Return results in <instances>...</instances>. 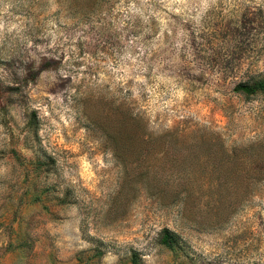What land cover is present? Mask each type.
Wrapping results in <instances>:
<instances>
[{"label": "rangeland", "instance_id": "374dc122", "mask_svg": "<svg viewBox=\"0 0 264 264\" xmlns=\"http://www.w3.org/2000/svg\"><path fill=\"white\" fill-rule=\"evenodd\" d=\"M261 82L264 0H0V264H264Z\"/></svg>", "mask_w": 264, "mask_h": 264}, {"label": "trees", "instance_id": "16d2710c", "mask_svg": "<svg viewBox=\"0 0 264 264\" xmlns=\"http://www.w3.org/2000/svg\"><path fill=\"white\" fill-rule=\"evenodd\" d=\"M257 87H264V83H259V84H254V85H248L245 83H239L237 85H235L234 89L236 90H241L244 92H253L255 91V89ZM173 238L170 234H168V232L166 231L165 235L163 236V241L164 243H166L167 245L170 244L172 242Z\"/></svg>", "mask_w": 264, "mask_h": 264}]
</instances>
